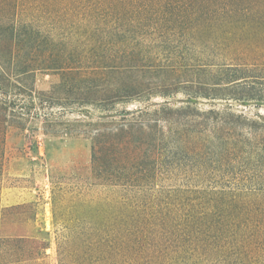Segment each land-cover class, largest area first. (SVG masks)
<instances>
[{
  "label": "trees",
  "instance_id": "trees-1",
  "mask_svg": "<svg viewBox=\"0 0 264 264\" xmlns=\"http://www.w3.org/2000/svg\"><path fill=\"white\" fill-rule=\"evenodd\" d=\"M17 2L9 12L10 2L0 0V35L7 39L0 48V144L14 121L5 112L22 128L20 119L36 106L33 94L43 118L53 106L92 107L100 123L112 122L117 104L142 98L141 82L127 75L134 70L178 71L186 77L178 82L186 84L188 103L199 97L264 102V0ZM66 29L77 38L65 37ZM37 72L58 74V82L47 91L24 86L27 103L2 98L14 86L11 76L22 85ZM182 109L162 105L154 121L171 122L169 112ZM136 112L137 119L148 114ZM117 114L116 133L101 124L104 132L94 134V155H132L123 131L131 127L130 111ZM189 119L175 121L195 129L179 137L184 153L173 156L176 167L160 165L151 178L158 187L131 188L136 194L126 199L125 218L115 226L85 218L64 223L56 236L58 264H177L207 254L227 264H264V125L228 110L198 111ZM241 122L250 124L249 141L231 132ZM206 130L214 131L211 146L219 148L214 159L204 150ZM244 147L253 157L247 171L228 168ZM169 182L176 184L168 188ZM15 242L0 240V264L17 261L9 255Z\"/></svg>",
  "mask_w": 264,
  "mask_h": 264
},
{
  "label": "rangeland",
  "instance_id": "rangeland-1",
  "mask_svg": "<svg viewBox=\"0 0 264 264\" xmlns=\"http://www.w3.org/2000/svg\"><path fill=\"white\" fill-rule=\"evenodd\" d=\"M8 1L9 12H15L14 4L17 0ZM17 5L20 8L21 2L18 1ZM34 22L40 26L39 21ZM64 33L69 39L77 38V35L67 29ZM4 40L7 39L0 35V48L4 46ZM6 58L3 56L1 60ZM127 75L141 82L143 95L140 99L117 104L112 114V122L100 123L98 117L101 113L92 107L53 106L47 111L49 115L45 119L43 118L45 111L37 108L40 104H37L36 94L32 95V100L36 102L35 108L20 119L22 128L14 125L18 118L14 119L10 113L4 111L7 113V119L14 121H11L12 125L7 128L4 143L0 144V240L4 238L18 240L13 251L9 252L10 260H17L14 264H25L31 259L43 261L45 264H58L56 236L70 218H85L88 221L104 222L113 226L118 219L125 218L129 210V208L126 210V199L136 194L130 189H137L139 186L144 189L145 184L149 182L153 186L155 181L151 178L155 177L160 165L166 168L176 167L177 159H172L173 156L177 155L178 158V155H183L182 145L178 143V139L186 131L191 133V130L195 129L182 126L175 121H190V116L198 111L228 110L255 120L257 127L264 125L262 124L264 102L199 97L188 103L189 98L183 90L186 84L178 82L186 77H181L178 71L134 70ZM4 76L7 78V75ZM58 79V74L37 72L21 82L22 86L11 76L8 80L14 86H9V94L2 98L25 100L27 103L29 91L24 86L32 84L36 92L47 91L58 82ZM15 85L21 86L24 90L19 91ZM162 105H166L170 110L184 109L169 112L171 122H155L153 113ZM187 105L189 108H185ZM123 109L130 111L127 120L131 121V127L123 126V131H128L127 134L131 137L132 155L129 158H125L124 154L108 156L106 152L94 155V134L98 128L104 132V126L101 124H106L105 128H112L113 133H116L120 128L117 112ZM137 109H142L148 114L137 119ZM240 124L241 126L231 132L239 139L244 137L248 141L251 140L250 124L247 122ZM204 138L209 143L204 150L210 151V157L214 159L215 153L219 150L216 144L211 146L215 142L214 131L206 130ZM247 150L248 148L244 147L243 152L237 154L235 161L227 167L232 166L235 171H247V167H250L249 158L253 159ZM105 166H108L106 171ZM139 171L143 172L142 178ZM133 176L136 177V181L133 180ZM167 184L170 188L176 183ZM15 231H28L30 235H8ZM177 264H227V262L220 260L215 254H207L199 259L193 255L190 260L182 263L178 261Z\"/></svg>",
  "mask_w": 264,
  "mask_h": 264
},
{
  "label": "crops",
  "instance_id": "crops-1",
  "mask_svg": "<svg viewBox=\"0 0 264 264\" xmlns=\"http://www.w3.org/2000/svg\"><path fill=\"white\" fill-rule=\"evenodd\" d=\"M29 232L28 231H24V232H14V233H11V234H8V235H16V236H24V235H30L28 234Z\"/></svg>",
  "mask_w": 264,
  "mask_h": 264
}]
</instances>
